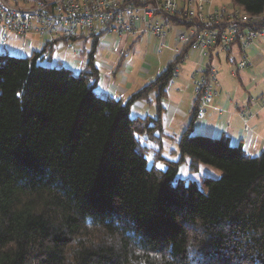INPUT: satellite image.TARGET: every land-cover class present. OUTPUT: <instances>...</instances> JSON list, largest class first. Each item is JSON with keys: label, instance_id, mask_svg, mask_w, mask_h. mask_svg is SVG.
I'll use <instances>...</instances> for the list:
<instances>
[{"label": "trees", "instance_id": "trees-1", "mask_svg": "<svg viewBox=\"0 0 264 264\" xmlns=\"http://www.w3.org/2000/svg\"><path fill=\"white\" fill-rule=\"evenodd\" d=\"M231 2L264 32V0ZM78 40L93 41L79 72L39 62L60 40L0 54V264H264V154L194 135V110L167 160L160 103L181 58L124 103L97 93L101 36ZM152 94L156 117L132 118ZM186 158L223 175L187 186Z\"/></svg>", "mask_w": 264, "mask_h": 264}, {"label": "built area", "instance_id": "built-area-1", "mask_svg": "<svg viewBox=\"0 0 264 264\" xmlns=\"http://www.w3.org/2000/svg\"><path fill=\"white\" fill-rule=\"evenodd\" d=\"M251 21L229 7L212 9V0H0L2 45L12 34L45 37L49 43L60 40L69 46L78 37L115 35L135 40L147 36L158 40L156 53L161 54L169 48L168 37L176 29L179 47L173 52L181 61L173 78L190 53H200L208 61L192 74L199 118L205 117L220 96L218 72L212 65L215 54H227L237 47L242 56L238 71L251 66L247 52L262 35L247 27ZM260 101L264 109V95ZM216 110L219 115L225 112Z\"/></svg>", "mask_w": 264, "mask_h": 264}, {"label": "crops", "instance_id": "crops-1", "mask_svg": "<svg viewBox=\"0 0 264 264\" xmlns=\"http://www.w3.org/2000/svg\"><path fill=\"white\" fill-rule=\"evenodd\" d=\"M213 3V9H218L226 5L223 0H214ZM28 37L29 36L21 37L13 34L9 35V39L5 45H2L0 42V49H4L9 53V55L19 56L20 53H22L30 57L33 53L43 51L45 45L49 43L48 39L45 37L37 36L40 39L39 41L29 40ZM139 41L140 43L153 44L154 47L158 45L157 39H152L147 36L139 38ZM176 41L177 38L175 39V42ZM76 42H72L69 47L66 42L61 41L58 44H63L64 47L67 48V51H70L71 49H74L73 46ZM173 42L174 39L172 43ZM120 44L121 42L116 43V46L113 47L112 50L108 52L104 51L101 56L97 53L96 65L99 68V71L103 70L112 74L117 81L114 83L109 82L105 86H103L104 84H98L97 89L98 87L100 88L99 90L102 92V96L107 95L112 99L123 101L125 103L133 94L150 85L155 80L150 83L147 80L149 78V74L152 72V69H150L152 68V65H148V63L141 65V68L144 70L149 69L150 71L149 74L144 76L140 74V70L138 71L140 65L136 67L134 62L133 67L128 66L127 69H123L122 66L119 72L117 71L116 65L118 61L116 60L114 51L119 48H125L121 47ZM57 45L55 46V50ZM125 45L127 48L130 46L128 42L125 43ZM170 46L169 48H171L172 51L175 47H177L176 45L173 48ZM54 53L55 51L52 55H44L39 62L43 64L46 61H52ZM81 53L82 52L78 51L71 53L70 51V54L66 55L67 59L65 65L74 72H79L86 63L84 56H79ZM105 53H107V57H105ZM192 56L195 58L196 63L195 68L192 70L193 74V72H195L198 68H205L208 63L202 58L200 53H193ZM111 57H115V59L110 60ZM240 57L241 53L237 47H233L230 50V53L226 54L225 64H223L221 60V53L215 54L213 65L219 69V78L222 83V94L215 100L214 107L219 109L223 108L225 112L222 115H219L216 109H210L204 118L197 117L193 123V134H200L210 138H221L222 136H225L230 139L233 146L241 145L248 155L251 157H258L264 154V109L260 101V97L264 95V32H262V35L257 39L255 45L247 52V58L251 66L246 70L238 71V69L236 70L235 68L239 63ZM60 63L62 62L60 61ZM121 70H124L128 76L130 74H134V76H132V79H128L126 74H122L120 72ZM136 71H138L137 75L135 73ZM120 73L122 75L121 80L119 81L116 77ZM179 76L176 78L177 80L174 83L171 82L172 86L168 91L172 93L171 90L174 89L175 96V94L179 95L178 92L186 90L184 91V94L185 97H187V101L189 103L188 106L187 103L184 102L175 103L171 100L164 101L163 99L160 103V106L164 110L162 113V122L167 129H174L178 123L181 124L180 129H183L182 127L186 124L180 135L174 134V138L172 137L177 148H173L171 153L175 156L179 155L177 143L180 136L192 124L196 101L193 88L187 83L188 79H181ZM187 90L189 92L192 91L191 95L187 94ZM169 95L170 94L168 92V97H166L167 99H169ZM152 100H155V94L150 96V102H152ZM148 105L146 102L140 101L134 106L142 111L149 109L151 112L145 117H156V114L153 112L154 105L150 104L149 107ZM187 125L188 128L186 129L185 127ZM246 128H249V130L246 131ZM166 134L168 135V139L164 140V149L165 146L169 144L171 136L168 134L167 130ZM164 157L166 158L165 155Z\"/></svg>", "mask_w": 264, "mask_h": 264}, {"label": "rangeland", "instance_id": "rangeland-1", "mask_svg": "<svg viewBox=\"0 0 264 264\" xmlns=\"http://www.w3.org/2000/svg\"><path fill=\"white\" fill-rule=\"evenodd\" d=\"M10 1V0H9ZM214 0H212V9H213V3ZM221 1V0H219ZM225 1V7H229L230 9L232 10H235V11H238V9H236L233 4H232V0H223V2ZM223 7V6H222ZM211 9V8H210ZM242 13V12H240ZM243 14V13H242ZM29 37V40H35V41H39L40 39L36 36V35H28ZM176 36H177V31L176 29H173L171 32H170V37H168V45L170 47H175V45L177 47L178 44H177V41L175 42V39H176ZM27 38V39H28ZM174 39V42L172 43ZM100 44H99V47L97 49V53L98 55H103L104 51H110L113 49V47H115L116 43H120L121 42V47H125L124 49L123 48H119V49H116V51H114V55L116 56V60L118 61L117 62V65H116V68H117V71L119 72V70L121 69V67L123 66V69H127L128 66H132L133 67V62L135 63V66H139L140 67L138 68V71L140 72L141 75H146V74H149V69H146L144 70L143 68H141V65H145V63L148 65H152V72L149 74V78L147 79L148 82L150 83L151 81L153 82L154 80H156V78L161 74L163 73L166 68L168 67L169 63L174 59L175 57V53L172 51L171 48H168V49H163L162 50V53L161 54H157L156 53V47H154L153 44H146V43H140L139 39H135V40H127V39H120L118 38L117 36L115 35H107L103 38H101L100 40ZM129 43L130 46L127 48L125 43ZM133 42V43H132ZM92 43L93 41L90 40V41H86L85 40H78V42L75 43V45L73 46L74 49H71V53H73L74 51H78V52H82L81 54H79V56H84V58L86 59V55H87V52L89 53V51L92 49ZM67 46L68 43H66ZM106 44V45H105ZM159 44V43H158ZM59 45V46H58ZM57 45V48L54 53V56H53V59L52 61H46L44 62L42 65L43 66H50L52 68H59L61 67L62 65L67 67L65 64H66V59H67V56L66 55H69L70 54V51H67V48L64 47L63 44H58ZM107 46V47H106ZM72 47V48H73ZM8 52L5 51L4 49H0V54H7ZM230 52H228L227 54H229ZM9 54V53H8ZM107 53H105V57H107L106 55ZM193 53H190L188 59H186L182 64H180L178 66V75L177 77L179 76V73H180V76L181 79H185L186 78L188 79L187 83L189 84L190 87L193 88V91L195 93V86H194V83L195 81L192 80V70L195 68V58L192 56ZM97 55V54H96ZM13 56V55H12ZM17 57H20V58H26L28 56L20 53L19 56ZM215 57V56H214ZM214 57L212 58V65L214 64L213 60H214ZM115 57H111L110 60H114ZM206 60V59H204ZM221 60L223 62V64L226 63V54L225 53H221ZM60 61L62 63H60ZM207 61V60H206ZM242 61V56L240 57L239 59V62ZM208 63V61H207ZM62 64V65H61ZM208 65V64H207ZM206 65V66H207ZM214 66V65H213ZM218 72V79L220 81V96L222 94V83H221V80L219 78V69L218 67L214 66ZM237 67V65H236ZM235 67V68H236ZM177 69V67H176ZM237 70V68H236ZM136 71V75H137V72ZM122 74H126L124 70H121L120 71ZM119 74L116 78L120 81L121 80V75L122 74ZM194 73V72H193ZM127 75V74H126ZM132 76H134V74H130L129 76L127 75L128 79H132ZM177 77L173 78L172 80V83H174L177 79ZM116 80H115V77L112 75V74H109L103 70H100V79L98 81V84L100 85H107V83L111 82V83H114ZM117 82V81H116ZM172 83L170 84V86L167 88V95L165 97H168V92L169 94V99L167 98H164L163 100H171L175 103H179V102H184V103H187V106H188V101H187V97H185V94H184V91L186 90H183L181 92H178L179 95H176L174 96V89L171 90L172 93H170V91H168L171 86H172ZM147 84V83H146ZM100 88L98 87L97 89V93L102 96V92L99 90ZM191 92L192 91H188L187 90V94L191 95ZM220 96H218L216 99H218ZM195 97H196V94H195ZM213 101V104H212V108L211 109H216L214 107V102L215 100ZM163 101V102H164ZM146 104L148 105V103L146 102ZM153 106V112L154 114L157 113V106H158V103H157V98H156V95H155V100H152L151 102ZM150 106V104L148 105V107ZM147 107V108H148ZM197 107H198V102H197V97H196V101H195V108L194 110L196 111V117L197 116ZM210 110V109H208ZM207 110V112H208ZM150 110L149 109H146L145 111H142V110H139L137 108H135V106L132 107V112H131V117L132 118H138V117H145L147 115L150 114ZM207 115V113H206ZM205 115V116H206ZM199 118V117H198ZM186 125V124H185ZM184 125V126H185ZM184 126L182 127L184 129ZM164 128L167 130L168 134H170V140H169V144L167 146H165V149H164V155L166 156V159L167 160H170V161H177L179 159V155L175 156L173 155L171 152L173 150V148H177L175 146V143H174V139H172V137L174 138V134H181L183 129H180L181 128V124L178 123L174 129H167L165 126ZM186 129L188 128V125L185 127ZM198 135V134H197ZM199 136H204V135H200ZM168 139V137H166L164 140ZM149 166L151 167L152 166V160L149 158ZM157 167L161 170H166V165L163 164V163H159L157 165ZM222 171H220L219 169L217 168H214V167H210V166H202L201 170L199 173L197 174H191L190 171H189V159L186 158V161L184 162V164H182L179 168V175H178V178L180 180H183L185 181V184L187 186H189L191 183H194L197 185V187L202 190V183H203V180L204 179H213V180H218L222 177Z\"/></svg>", "mask_w": 264, "mask_h": 264}]
</instances>
